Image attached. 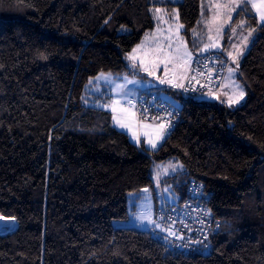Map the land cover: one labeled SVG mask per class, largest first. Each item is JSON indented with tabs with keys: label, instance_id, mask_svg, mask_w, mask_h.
<instances>
[{
	"label": "trees",
	"instance_id": "obj_1",
	"mask_svg": "<svg viewBox=\"0 0 264 264\" xmlns=\"http://www.w3.org/2000/svg\"><path fill=\"white\" fill-rule=\"evenodd\" d=\"M202 5L0 0V216L16 224L0 231V264H264V25L248 5L234 20L255 29L242 105L167 92L184 121L150 150L85 104L92 78L129 71L131 50L156 28L153 8L178 9L194 47ZM171 159L184 170L161 185L183 198L191 180L204 182L223 221L205 253L168 254L153 229L117 226L131 219L133 193L154 192L157 208L155 167Z\"/></svg>",
	"mask_w": 264,
	"mask_h": 264
},
{
	"label": "rangeland",
	"instance_id": "obj_2",
	"mask_svg": "<svg viewBox=\"0 0 264 264\" xmlns=\"http://www.w3.org/2000/svg\"><path fill=\"white\" fill-rule=\"evenodd\" d=\"M160 1H169V2H181L182 0H160ZM231 0H206L204 6H203V17L202 20L200 21L198 27L196 28V30L193 32V39L194 42H198V46L201 47L200 49H202L203 45L205 43H210V41H208L207 37L209 35V22L211 21L213 15L217 12V9L215 8H210L209 5H213L216 3H220V4H228L230 3ZM247 4H242L241 7L244 8ZM156 8H160L162 9V12L160 13V15H162L164 17L163 21L158 22L155 19V15H154V9ZM210 10L211 11V15L207 16L206 11ZM240 11V9H237L236 13L232 14V21L230 22L229 25H226L223 29L222 34H220L219 36L216 33V26L215 24L211 25L212 27V32L210 33L214 39L216 40L217 44L219 45V47L214 48V49H210L209 51H218V52H224L226 54H228V52H233V54L235 55L236 49H234L232 47L233 44H236L238 46H240L241 50H242V54L239 55L237 57V63L232 65L231 68L235 69V71L231 74V76H228L226 78V82L225 85L223 86V88L216 93L213 94H209L208 96L204 97L203 99L206 101H215V102H222V103H226L229 105L228 102V97L230 95H232V88L234 87V85H239L240 89H242L245 93L244 97L242 100L239 101V103L236 104H232V107H238L240 105H242L245 101H246V89L243 86V84L240 82L239 80V69H240V65L241 62L243 60V58L246 56V54L248 53L252 41L254 40V34L252 32L251 37H249V40L247 42V46L245 47L244 44L242 43V41L244 40V37L248 36V28H247V20L246 19H240L238 20V22L234 23V20L237 16V13ZM221 12V21L226 20L227 16L225 14L226 10H220ZM152 15L154 17V21L156 23V28L153 31L148 32L147 34H149L150 39L145 43V49H142L141 52H139L137 55L138 56H143L144 52L147 51L148 49H154L156 47V41L158 40L160 42V44L163 45V50L159 53L154 52V51H149L148 55L146 57L147 61H151L154 59H160V60H164V57L167 53L169 52H173L174 49L179 46L181 48V50H183L184 46L187 47L188 51H190L192 53V55H194L195 53L201 52L200 50H195L197 48L192 47L188 40L186 39V37L184 36L183 32H184V25L181 23L180 20V16H179V10L175 9L173 11H168L164 8L161 7H155L152 9ZM178 15V19H172V17L177 16ZM244 20L245 21V26L243 29L241 28H237V31L235 34H233V32L231 31L232 27H235L237 25H239L240 21ZM177 25H183V27L177 28ZM170 29V30H169ZM229 32V33H228ZM155 35V40L151 39L152 35ZM227 34V35H226ZM171 37V48L168 47L169 45V41L165 39V37ZM226 39L228 40V43H226ZM142 41H145V37L142 39ZM141 41V42H142ZM141 42L139 44H141ZM225 46H227V49H225ZM197 47V45H196ZM208 52V51H207ZM128 64H129V71L124 72L122 74H115V73H103V74H110V81H105L104 79H96L97 77H99L101 74H99L98 76L92 78L88 83L87 86V93L85 96V104L88 106H94V107H99L102 109H106L104 107H101V105L104 104H110L111 100H121L122 103L121 105H119L118 107H126V100H124L123 97H121L120 95H118L117 91L115 90V85L116 84H123L126 83L124 80V77L127 76L128 79H133V80H139L140 83L139 84H127L126 85V91L132 93V96L130 98L135 99L138 94L143 91L148 89V87H154L155 86V81L158 80V78H160L161 74H163L164 76L168 73H174L175 71H179L178 69L174 68V65L172 63H168L167 66H165V63H160L159 67L155 68V75L154 76H148L147 73L141 71L139 68L133 69L131 67V62L128 60ZM238 64V67H237ZM133 73H135V75H133ZM163 77V76H162ZM114 81V83H113ZM166 95V99L170 100L174 105L177 106H181V102L173 95L170 94H164ZM109 109V108H107ZM106 109V110H107ZM129 112L132 113L133 115V111H131V109L129 108ZM135 116V115H133ZM152 124V123H149ZM153 127L149 128V132H153L155 133V129L156 126L158 125V123L152 124ZM166 137V133L164 135ZM172 163V164H180L183 167L177 169L176 172H172L171 170H169L167 172V174H162L160 177V180H164L165 178H168L170 176L175 175L176 173L184 170V165L182 162L178 161L177 159H171L169 161L166 162H161L158 163L155 167V173L157 171V166H160V169L163 173V169L167 168V166ZM159 182V186H157V195L160 196L162 193L165 196V198L171 202V203H175L177 202V200L180 198L179 195H177L172 189L170 193H166L164 191L165 188H167L168 186H160ZM139 197V198H137ZM146 198V199H145ZM155 208H156V197L154 192L152 191H148L147 193H144L143 191L140 193H133L130 196V210H131V219L128 222H120L117 223V226L119 227H136L139 228L141 230L144 231H150L152 229V225L150 223H148L146 220H142L140 219L142 214H146L149 211L152 214V219L154 220L155 218ZM16 228V224L14 223L13 226L11 227L10 231L14 230Z\"/></svg>",
	"mask_w": 264,
	"mask_h": 264
},
{
	"label": "built area",
	"instance_id": "obj_3",
	"mask_svg": "<svg viewBox=\"0 0 264 264\" xmlns=\"http://www.w3.org/2000/svg\"><path fill=\"white\" fill-rule=\"evenodd\" d=\"M205 64L212 69L211 79H209L208 70L203 68ZM232 65V59L224 52L209 51L194 54L188 76L195 75L196 71H204V76L197 77L199 83L197 80L185 79L180 81L185 84V88H173L168 84H160L158 80L155 87L141 91L133 99L138 121L140 123L161 122L159 119L156 121L145 119L143 110L147 108L148 117H163V122H170V126L166 129V136L170 137L175 128L184 121V117L182 109L164 99L163 94L172 92L184 98L204 100V97L219 92L223 88L228 76L227 69ZM173 74H167L160 79L170 78ZM210 199L211 195L206 184L199 180H191L187 185L185 196L180 197L175 203L169 202L163 193L159 196L154 220L164 228L175 221L172 224L175 236H170L167 231H161L151 224L157 238L163 242L166 253L189 256L209 251L211 238L220 232L223 222L209 207ZM161 216L165 219L161 220Z\"/></svg>",
	"mask_w": 264,
	"mask_h": 264
},
{
	"label": "snow or ice",
	"instance_id": "obj_4",
	"mask_svg": "<svg viewBox=\"0 0 264 264\" xmlns=\"http://www.w3.org/2000/svg\"><path fill=\"white\" fill-rule=\"evenodd\" d=\"M242 4H251V8L255 10L256 14L258 15V22L261 25H264V0H231L230 3L228 4H220V3H216L213 5H209L210 8H215L217 9V12L213 15L211 21L209 22V35L207 37L208 41H210V43H205L202 47V49H200L201 52H207L210 49H214L219 47V45L217 44L216 40L214 39V37L210 34L212 32V27L211 25L215 24L216 26V33L219 36L220 34H222L223 29L226 25H229L230 22L232 21V14L237 12V9H240L241 11H244L245 9H243L241 7ZM220 10H226L225 14L227 16L226 20L221 21L220 17H221V12ZM154 11V15H155V19L160 22L163 21L164 17L162 15H160V13L162 12V9L160 8H156L153 10ZM239 14V13H237ZM172 19H178V15L172 17ZM105 23H107V21H105ZM245 26V21L241 20L239 25L232 27L231 31L233 32V34L236 33L237 28H241L243 29ZM183 27V25H177V28ZM170 30V29H169ZM255 31V29H251L248 32V36L244 37V40L242 41V43L244 44V46H247V42L249 40V37H251L252 32ZM150 39L149 34H145V41H142L141 44H138L135 48H133L131 50V53L128 55L127 59L131 62V67L133 69L139 68L141 71L147 73L148 76H154L155 75V68L159 67L160 63H165V66H167L168 63H172L174 65L175 69H178L179 71H175L173 76L170 78H165V79H160L157 77V79L159 80L160 84H168L173 88H185V84L180 82L182 80L188 79V80H197V77H202L204 76V71H196L195 75L192 76H188V72L190 70V66H191V62L193 60V55L190 51H188L187 47L184 46L183 50H181V48L179 46H177L173 52H169L165 55L164 60H160V59H154L151 61H147L146 57L148 55L149 51H154V52H161L163 50V45L160 44V42L157 40L156 41V47L154 49H148L147 51L144 52L143 56H138L137 54L139 52H141L142 49H145V43ZM151 39L155 40V35L153 34ZM166 40L169 41V45L168 47L171 48V37H165ZM232 47L234 49H236L235 55L233 54V52H228V56L232 59V62L234 64L237 63V57L239 55L242 54V50L240 48V46L233 44ZM238 67V64H237ZM204 69H207L209 72V79H211V72L212 69L208 68V65L205 64L203 65ZM235 71V69L229 67L227 69V72L229 73V76H231V74ZM133 75H135V73H133ZM104 79L105 81H110V74H101L99 77H97L96 79ZM124 80L126 83L123 84H116L115 85V90L117 91L118 95H120L121 97L124 98V100H126V103L129 107L131 108H135L136 105L133 101L132 98H130L132 96V93L126 91V85L127 84H139L140 81L139 80H133V79H128L127 76L124 77ZM91 83V81H90ZM114 83V81H113ZM197 83H199V81L197 80ZM201 87H204V85H201ZM232 95H230L228 97V102H229V106H231L232 104H236L239 103L240 100L243 99L245 93L242 89H240L239 85H234V87L232 88ZM122 101L121 100H111L110 104H104L101 105V107L104 108H110L113 116L112 119L115 123L116 126H118L121 129H126L130 132H132V138L136 141L137 144L140 143V137L141 135H143L146 138V144L148 145L149 148L151 149H156L158 146V141L160 139H162L166 133V129L170 126V122L169 123H165L163 122L164 118L163 117H148L147 113H148V109L145 108L143 110V115L145 119H151L152 121H156L157 119H159L161 122L156 126L155 129V133L153 132H149V131H144V132H139V131H133V122L131 119L132 113L129 112V108L128 107H118L119 105H121ZM169 115H171L169 113ZM145 128H152L153 125L152 124H146L144 125ZM183 166L180 164H172L170 163L167 168L163 169V173L160 169V166H157V171L155 173V179L157 181V186H159V182H160V177L162 174H167V172L169 170H171L172 172H176L177 169L182 168ZM142 191L144 193H147L149 191V189L145 188L142 189ZM164 191L166 193H170L171 192V187H167L164 189ZM139 198V197H137ZM146 199V198H145ZM174 210V209H173ZM5 218L0 216V221H3ZM140 219L142 220H146L148 223L150 224H154L156 228L160 229L161 231H167L168 235L170 236H175L176 233L172 230V224L175 223V221H172L171 224H169L167 226V228L162 227V225L160 223H158L156 220L152 219V214L149 211L146 214H142ZM161 220L165 219V217L161 216L160 217ZM14 221V218H13ZM179 238H183V237H179ZM205 239H207V237L205 236ZM199 243V242H198Z\"/></svg>",
	"mask_w": 264,
	"mask_h": 264
},
{
	"label": "crops",
	"instance_id": "obj_5",
	"mask_svg": "<svg viewBox=\"0 0 264 264\" xmlns=\"http://www.w3.org/2000/svg\"><path fill=\"white\" fill-rule=\"evenodd\" d=\"M205 2H206V0H203L202 9H203V6H204ZM247 5L251 8V4H247ZM251 12H252L253 15L256 17L257 22H258V15L256 14L255 10L251 8ZM206 14H207V16L211 15V11H210V10H207V11H206ZM203 15H204V14H203V11H202V17H203ZM202 17H201V20H202ZM201 20H200V21H201ZM199 23H200V22H199ZM258 24L261 25L259 22H258ZM195 44H196V43H195ZM196 45H197V47H196ZM196 45L194 46L195 48H197V49H195V50H197V51L200 50L201 47L198 46V42H197ZM208 52H209V51H208ZM201 53H207V52H198L197 54H201ZM171 72H173V71H171ZM171 72H170V73H171ZM170 73H168V74H170ZM166 75H167V74H166ZM162 76H164V75L161 74L160 78H161ZM157 82H158V80L155 81V85H156ZM154 87H155V86H154ZM148 88H151V87H148ZM152 88H153V87H152ZM165 96H166V95L163 94V98H164V99H166ZM166 100H168V99H166ZM168 101H170V100H168ZM170 102H171V101H170ZM171 103H172V102H171ZM172 104H173V103H172ZM175 106H177V105H175ZM126 107L130 108L131 111H133V115H135V116H133V115L131 116V119H132V122H133V131H139V132H141V133L144 132V131H148L149 128H145L144 125L149 124V123H140V122L138 121V119H137V113H136V110H135L134 108L129 107V106L127 105V103H126ZM177 107H179V106H177ZM179 108H181V106H180ZM106 109H107V108H106ZM107 110L110 111V112L112 113V111H111L110 108L107 109ZM112 115H113V113H112ZM152 124H155V123H152ZM158 124H159V123H158ZM114 125H115V123H114ZM115 127H116L117 129H119L120 131L125 132L126 134H128L130 140H131L133 143L137 144L136 141L132 138V132H130V131L126 130V129H121V128H119V127L116 126V125H115ZM165 140H166V137L164 136L162 139H160V140L158 141V146H157V148H156V149H151V148L148 147V145H147L146 142H145V141H146V138H145L143 135H141V137H140V143L137 144V145H138V146L144 145L147 149H150V150H157V149H158V148L164 143ZM155 181H156V179H155ZM160 182H161V180H160ZM156 184H157V181H156ZM160 186H162L161 183H160ZM155 211H156V208H155Z\"/></svg>",
	"mask_w": 264,
	"mask_h": 264
},
{
	"label": "water",
	"instance_id": "obj_6",
	"mask_svg": "<svg viewBox=\"0 0 264 264\" xmlns=\"http://www.w3.org/2000/svg\"><path fill=\"white\" fill-rule=\"evenodd\" d=\"M168 138L169 136H166V139ZM14 223L13 219L5 218L3 221H0V231L9 232Z\"/></svg>",
	"mask_w": 264,
	"mask_h": 264
},
{
	"label": "bare ground",
	"instance_id": "obj_7",
	"mask_svg": "<svg viewBox=\"0 0 264 264\" xmlns=\"http://www.w3.org/2000/svg\"><path fill=\"white\" fill-rule=\"evenodd\" d=\"M215 239V238H214Z\"/></svg>",
	"mask_w": 264,
	"mask_h": 264
}]
</instances>
